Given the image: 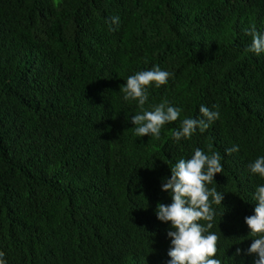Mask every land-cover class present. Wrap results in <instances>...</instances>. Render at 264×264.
<instances>
[{
  "label": "trees",
  "instance_id": "16d2710c",
  "mask_svg": "<svg viewBox=\"0 0 264 264\" xmlns=\"http://www.w3.org/2000/svg\"><path fill=\"white\" fill-rule=\"evenodd\" d=\"M252 25L264 33V0H0L7 264H169L172 226L156 216L172 203L162 181L197 148L218 152L223 167L207 185L224 194L212 204L213 258L255 264L245 218L264 185L249 167L264 156V53L246 51ZM156 66L168 83L148 87L144 109L167 100L182 111L159 139L138 137L131 119L141 108L121 86ZM201 105L219 119L176 141Z\"/></svg>",
  "mask_w": 264,
  "mask_h": 264
},
{
  "label": "clouds",
  "instance_id": "9594fccd",
  "mask_svg": "<svg viewBox=\"0 0 264 264\" xmlns=\"http://www.w3.org/2000/svg\"><path fill=\"white\" fill-rule=\"evenodd\" d=\"M113 30H118L120 18H110ZM246 34L251 36V44L246 51L260 55L264 53V33L257 31L255 25L246 29ZM169 73L156 66L152 70L138 72L129 76L126 86H121L124 100L138 101L141 112L132 117L135 125L134 133L138 137L150 136L151 139H159L162 128L179 119L182 109L174 107L165 100L159 105H153L152 110L144 109L149 99L148 87L155 83L157 87L168 83ZM218 108V106H215ZM201 118H184L173 132L174 139H190L197 129L201 133L206 131L212 122L219 119V111L210 110L207 106L199 108ZM239 147L234 145L226 149L228 155L238 152ZM252 173L264 177V156L258 157L250 165ZM223 172L221 155L218 152L205 154L197 148L191 159H180L171 167V178L165 177L162 181V190L170 193L172 203L157 205L156 216L164 223H171L172 230L167 232L171 238V248L168 255L171 257L169 264H222L217 255L218 236L208 232L213 227L212 221L215 210L212 204L221 205L224 194L216 188L209 189L217 174ZM211 197V201H210ZM255 215L246 217L245 222L251 230L253 240L248 254H257L255 264H264V185L256 189ZM200 221L208 222L206 226ZM205 233H208L207 235ZM237 255L241 250L237 249ZM5 254L0 252V264H7L3 259Z\"/></svg>",
  "mask_w": 264,
  "mask_h": 264
}]
</instances>
